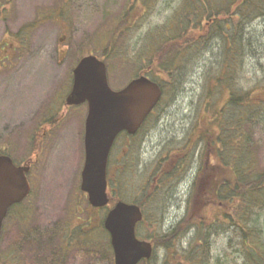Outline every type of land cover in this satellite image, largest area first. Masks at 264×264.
<instances>
[{"label":"rangeland","instance_id":"obj_1","mask_svg":"<svg viewBox=\"0 0 264 264\" xmlns=\"http://www.w3.org/2000/svg\"><path fill=\"white\" fill-rule=\"evenodd\" d=\"M128 1L0 0V11L5 9L4 14L0 12V46L5 43L9 55L0 59V151L9 153L19 164L29 159L32 163L27 176L30 195L3 222L0 264H46L50 253L59 252L55 246L60 242L58 232H65V227H76L81 232L86 227L84 218L89 205L79 189L86 105L66 107L64 98L79 57L92 53L106 58L103 51L111 36H106L105 31L126 11ZM149 7L135 30L118 35L122 36V44L128 42L130 47L119 58L110 59L108 82L112 89L121 88L138 71L133 64H120L121 57H129L125 62L131 60L148 41V31L162 26L168 15L179 10L180 0H154ZM24 26L27 29L22 32ZM240 31L243 54L234 80L241 88L256 89L264 80V16L244 21ZM206 43L203 48L194 45L187 49L181 56L185 63L174 82L168 83L167 98L162 100L158 112L134 137H119L110 155L108 174L113 184L108 185V193L113 199L123 197L143 203L148 221L138 227V236L155 240L152 242L156 253L162 258L167 251L160 234L186 216L195 177L202 175L201 167L214 165L216 160L213 146L207 148L205 141H192L199 137L201 127L206 125L207 129V123L200 121L205 103L209 102L204 86L210 71L213 69L211 74H215L219 61L225 57L221 39L212 37ZM164 78L169 80L166 76L161 79ZM198 123L195 138L191 135V140H187ZM245 132L251 167L260 173L264 169V110L245 126ZM186 144L191 149L182 163L184 167L180 164L176 170L174 162V166L167 165V158ZM33 147L39 148L38 154L32 152ZM175 156L181 154L176 152ZM161 166L171 169L170 178L158 177ZM252 210L264 241V206ZM24 212H28L27 220ZM92 219L95 228L98 213ZM186 229L173 242H177L178 249L191 250L197 230L190 226ZM251 232L254 235L255 228ZM209 235L207 255H211L212 264L222 260L229 264H264L262 248L253 254L255 259L247 257L233 228L222 230L214 224ZM44 240L48 241L45 245ZM107 241L108 236L104 235V250L101 245L71 247L64 253L63 262L112 264ZM13 255L17 262L6 261Z\"/></svg>","mask_w":264,"mask_h":264},{"label":"trees","instance_id":"obj_2","mask_svg":"<svg viewBox=\"0 0 264 264\" xmlns=\"http://www.w3.org/2000/svg\"><path fill=\"white\" fill-rule=\"evenodd\" d=\"M151 1L154 0H129L126 11L110 23L112 27L107 28L105 34L111 37L103 51V56L106 57L104 59L108 61L107 66L111 58H119L117 56L126 48L129 49V43L122 44V36L118 35L130 33L139 26L141 17L151 9ZM261 16H264V0H180L179 10L175 14L168 15L162 26L158 25L148 31L149 39L141 46L140 53L130 57L128 62L124 61L129 58L125 56L121 57L123 60H119L122 65L128 63L138 68L131 77L143 73L158 81L165 95L168 83L174 82L178 70L185 63L181 56L187 49L194 45L203 48L213 37L221 39L225 54L219 61L220 67L218 66L215 74H211L213 69L210 71L204 86L209 102L207 100L205 103L200 121L207 123V129L205 125L204 129L201 127L198 131V123L187 136L190 141L191 135L194 139L198 131L199 137L192 140L193 143L200 140L202 144L205 141L207 148L213 146L217 153L215 164L209 163L205 168L201 167L202 175L195 181L189 198L188 213L164 235L162 243L167 251L166 257H159L156 253L141 264H212L211 255H207V238L214 224L222 230L231 226L241 239L242 252L247 257L255 259L253 254L256 251L261 248L264 251L261 228L252 210V207L264 206V169L260 173L254 171L245 145L249 141L245 126L251 124L257 113L264 110V80L256 89L241 88L234 80V73L243 54L240 31L242 23ZM26 29L27 26H24L21 31ZM162 76L169 80L161 79ZM247 135L249 138V130ZM38 150L39 148L33 147L32 152L38 154ZM189 150L188 144L178 147L167 158V165L172 166L174 162L175 169L178 170L179 165H183L190 156ZM176 152L181 157L175 156ZM166 170L161 166L158 171L163 178L170 177L171 169ZM110 181L112 184L111 179ZM133 201L143 205L138 200ZM145 221H148V216L144 214L141 223ZM191 224L197 230L195 239L191 241L193 249L180 252L172 241L180 237L183 230ZM254 228L256 232L253 235L251 231ZM220 264L229 263L222 260Z\"/></svg>","mask_w":264,"mask_h":264},{"label":"water","instance_id":"obj_3","mask_svg":"<svg viewBox=\"0 0 264 264\" xmlns=\"http://www.w3.org/2000/svg\"><path fill=\"white\" fill-rule=\"evenodd\" d=\"M161 95L159 85L144 75L113 90L104 61L94 54L81 57L72 69V85L65 102L87 103L80 188L87 193L92 206L102 207L109 201L107 162L116 136L123 131L135 134ZM28 169L27 165L17 166L8 155L0 154V228L8 208L30 191L25 175ZM142 216L139 205L121 200L108 210L104 227L110 235L114 264H137L151 256V243L135 235L136 223Z\"/></svg>","mask_w":264,"mask_h":264},{"label":"flooded vegetation","instance_id":"obj_4","mask_svg":"<svg viewBox=\"0 0 264 264\" xmlns=\"http://www.w3.org/2000/svg\"><path fill=\"white\" fill-rule=\"evenodd\" d=\"M4 57H9V55L7 54V51L5 50V48L1 46L0 47V58H4ZM59 240H60L59 243L58 242L55 243V246L57 248H59V252L51 253L50 257L53 260H56V264H67L66 262H63L64 247L61 246L63 244V240L60 237H59ZM46 242H48V241L44 240L43 245H45ZM60 246H61V248H60ZM70 246H71V244L68 243L67 246L65 247V252L71 248Z\"/></svg>","mask_w":264,"mask_h":264}]
</instances>
